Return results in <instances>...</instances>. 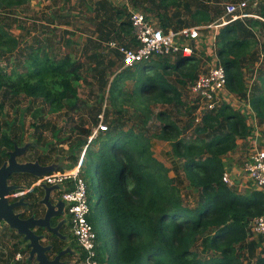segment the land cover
<instances>
[{
    "label": "trees",
    "instance_id": "trees-1",
    "mask_svg": "<svg viewBox=\"0 0 264 264\" xmlns=\"http://www.w3.org/2000/svg\"><path fill=\"white\" fill-rule=\"evenodd\" d=\"M23 1L0 0V6H17ZM106 7V2H101L98 8ZM255 8L250 10L254 12ZM208 11L204 8L193 14L208 19L211 18ZM114 13L119 17L121 15L118 10ZM254 13L258 17L230 20L218 26L215 34V54L225 69L226 87L241 96H245L247 91L243 76L244 62L253 55L255 62H264V43L260 52L252 50L256 45L255 27L262 24L260 17L264 19V3ZM167 21V17L161 19L160 26L163 29L170 25ZM110 26L106 36L115 34L116 28L131 35L129 17L128 20L119 18L118 22ZM116 36L119 37L118 32ZM18 43L17 37L0 22V57H4L3 67L6 68L0 66V97L9 94L42 99L49 113L76 111L79 108L77 86L83 79L81 68L84 64L71 54L58 57L53 51L48 52V47L39 41L21 50L19 58H16L14 54L18 52ZM198 59L193 54L178 55L170 62L168 57L158 56L135 64L134 70H127L124 75L111 81L108 90L111 104L118 107L119 101L140 100L146 95H154L153 101L178 102V89L168 78L170 72L166 71H174L180 76L175 81L187 85L196 78ZM85 63L96 70L107 67L104 56L97 50L89 52ZM137 71L140 74L133 77ZM256 78L248 103L259 123H263L264 71L259 69ZM126 79H133L131 92L119 86L120 81ZM3 107L0 101V116ZM150 117L149 108L145 107V114L140 121L124 128V123L114 116L106 125L100 124L95 136L88 142L90 131L85 134L86 137L70 146L71 151L78 152L71 154L70 167L77 163L84 149L82 164L88 168L87 171L81 169V174L87 181L89 198L95 191L93 180L96 178L99 195L95 209L105 219L110 230L112 251L104 256L97 251L98 262L242 264L241 253L244 250L253 257L260 244L255 238L248 239L251 234L249 222L264 211V193L254 186L239 191L221 179L225 171L223 157L236 148L237 139H247L252 135L246 116L222 104L204 113L202 124L194 129L190 139L176 136L178 127L165 112L156 114L161 123L158 131L148 133L146 124ZM3 130L0 125V161L8 156V150L19 144ZM58 133L59 130L55 135ZM152 138L169 140L171 151L180 160V170L187 186L197 194L194 205L185 203L177 178L169 176L168 167L154 156ZM38 157L36 159L40 162ZM16 175L22 179L31 177L27 173ZM10 178L13 179L12 176ZM33 181L28 182L27 187ZM37 188L33 187L32 190ZM31 193H26L25 197L31 196ZM33 206L32 202L30 209ZM88 221L95 228L98 242L96 221L92 217ZM198 243L202 247L201 251L211 254L201 256V251L197 249ZM259 252L261 254L255 257L254 264H264V247ZM24 253H28V250Z\"/></svg>",
    "mask_w": 264,
    "mask_h": 264
},
{
    "label": "rangeland",
    "instance_id": "rangeland-1",
    "mask_svg": "<svg viewBox=\"0 0 264 264\" xmlns=\"http://www.w3.org/2000/svg\"><path fill=\"white\" fill-rule=\"evenodd\" d=\"M213 1L216 3L208 11L211 17L208 19L193 14L196 10L203 11L204 8H186L185 3L189 1L185 0H24L22 4L17 6H0V22L19 41L18 52L14 54L16 58H19L18 55L21 50L39 41L43 43L44 47H48V52L53 51L58 57L71 54L84 64L81 68L83 79L80 80L77 86L79 108L76 111L62 110L49 113L47 104L42 99H34L23 95L15 97L9 94L0 97V101L4 104L3 113L0 116L1 130L4 129L14 140L18 141L20 143L18 144L20 146L17 145L18 147L27 149H25L26 152L17 157V161H35L41 163V165H50V168H52L50 172L72 169L73 166L70 167V156L73 153H78L76 150V152L70 150L72 143L83 138L90 131V135L87 137L88 142L92 131L99 124L106 125L114 116L124 123V128L133 123H138L145 114V107L149 108L151 115L146 124L148 133L153 134L158 131L161 123L156 114L165 112L168 118L178 127L179 133L176 136L185 139L193 136L194 129L202 124V118L198 122L194 121L197 104L189 93L188 85L190 83L182 85L175 81L180 76L172 70L166 72H170L168 78L178 89V102L153 101L154 95H146L140 100L127 102L119 101V96V106L115 107L111 104L108 94L111 81L115 77L124 75L127 70H134V67L123 68L120 52L108 45L110 41H116L119 45H130V32H121L116 28L115 34L110 33L108 35L109 39H107L108 36L105 33L111 29V24L118 22L119 18L128 20L130 11L142 12L158 26L163 17L168 18L167 22L170 24L167 26L168 28L199 25L216 18L219 14H223L224 5L231 2L230 0ZM101 2H106L107 7L99 10L98 7ZM261 3H264V0ZM259 6H255L254 12H257ZM117 10L121 12L120 17L114 13ZM259 21L262 24L255 27L256 45L252 48L257 52L261 51V46L264 43V19L260 17ZM117 32L119 37L116 36ZM211 42V38L207 37L205 41L197 45L198 49L195 55L199 59L196 62L195 73L206 70L213 64L215 56H213ZM94 50L104 56L105 64H107L106 69L96 70L93 67H88L85 63L89 52ZM178 55L181 54H177L175 57ZM248 58L243 65V76L247 89L245 96L237 95L226 87L227 91L223 94L219 106L227 104L232 109L245 115L247 123L252 128V135L254 138L256 137L259 144L258 146L264 147V122L259 123L258 117L248 103L250 91L257 81L258 70L264 71V62H255V55ZM168 59L173 62L174 57H168ZM4 60V57H0V66L2 67L5 66ZM108 61H111L109 65ZM136 74L139 75L140 72H134L132 76L136 77ZM102 81L104 82L102 83ZM119 86L124 91L131 92L133 79L121 80ZM119 109L120 111H117ZM57 130H59V133L55 135ZM29 145L31 147H28ZM152 151L154 156L168 167V175L177 178V185L185 203L191 206L194 205L197 201V194L187 186L180 170V160L171 151L169 140L152 138ZM245 153H247L246 149L239 150V160H241L239 164L241 163V166L250 152L246 155ZM37 157L40 158V162L36 159ZM87 168L88 166L83 167L82 164V170L87 171ZM37 179L16 177L14 180L8 181V184L17 186V189L9 197L14 199L17 196L23 197L26 202L24 206L16 208V212L19 211L18 213L22 214L23 218L32 213L30 204L33 202L35 206L37 200L42 199L44 196V191L40 188L32 190ZM32 180H34L32 184L27 187L28 182ZM93 183L95 191L91 193L89 198L90 212L86 219L92 217L96 221L95 227L98 232L97 251L104 256L112 251V239L107 222L102 216H99V212L95 209V203L99 195L98 189H96V178H94ZM246 184H249V182H246ZM31 191V196L26 198L25 194ZM53 196H59V194L54 191ZM39 209H41V206ZM35 232L38 233L37 230ZM250 238L257 239L260 248H257L253 257L244 250L241 253L242 264H254L255 257L261 254L259 251L264 247V235H253L251 233L248 236V239ZM26 243V241H23L22 236L17 234L16 230L11 229L6 223L0 222V264H13L12 254L17 250L23 253L28 250ZM44 244H48L47 237ZM73 244L76 247L74 239ZM197 249L199 252L202 250L199 243ZM51 254L52 252H49L48 256L51 257ZM210 254L211 252H200L203 257ZM27 260L28 257L26 256L23 264H36L35 260H28L30 262Z\"/></svg>",
    "mask_w": 264,
    "mask_h": 264
},
{
    "label": "built area",
    "instance_id": "built-area-1",
    "mask_svg": "<svg viewBox=\"0 0 264 264\" xmlns=\"http://www.w3.org/2000/svg\"><path fill=\"white\" fill-rule=\"evenodd\" d=\"M260 1L228 2L224 5L222 16L216 21L180 28L163 29L161 26L155 25L142 12L130 11V45H119L116 41H110L108 45L120 52L122 67L129 68L158 56L173 58L177 54L195 55L198 49L197 45L205 41V38L210 37L212 40L211 49L215 56L214 62L206 70L198 72L196 78L188 85L189 93L197 104L194 121L198 122L205 112L219 106L223 94L227 91L225 69L214 51L216 29L238 17H258L252 10L245 12L244 9H254ZM98 127L92 131L89 140L95 136ZM258 145L255 141L248 158L243 162L242 169L248 175L253 186L264 193V147ZM83 150L77 163L73 166L75 171L69 169L50 172L38 178L36 185L43 183L49 186H58L56 189L59 193L58 197L64 202L69 215L71 236L75 240L77 249L81 252L80 257H77L74 262L100 264L97 260L96 233L86 219L90 207L87 181L81 174ZM221 179L225 184L233 185L227 171L223 172ZM249 228L253 235H264V211L250 220ZM26 256L28 257V253L16 251L13 261L23 264Z\"/></svg>",
    "mask_w": 264,
    "mask_h": 264
},
{
    "label": "water",
    "instance_id": "water-1",
    "mask_svg": "<svg viewBox=\"0 0 264 264\" xmlns=\"http://www.w3.org/2000/svg\"><path fill=\"white\" fill-rule=\"evenodd\" d=\"M25 147L15 146L13 150L8 152V158L0 165V222H5L11 229L16 230L17 234L22 236L23 241L27 242L28 260H35L36 264H68L62 261L64 255L75 254L72 248L66 247L59 250L53 257H49L48 253L52 250L51 244H44L47 232L59 237L61 240L68 241L66 236L59 232L62 220L57 222L55 226L51 225L50 220L62 216L63 203L58 199L55 203L50 201L51 191L58 189L57 185L41 184L44 189V196L39 201L44 204L45 212L42 216H36L32 213L28 217H21V214L15 212L16 208L24 206L26 202L23 197H19L15 201H10L9 196L17 189V186L8 184V177L13 173H27L34 178H40L50 173V165H41L38 162H18L17 157L24 151ZM33 206L31 208L35 209ZM45 228L43 234L35 232L36 228Z\"/></svg>",
    "mask_w": 264,
    "mask_h": 264
},
{
    "label": "crops",
    "instance_id": "crops-1",
    "mask_svg": "<svg viewBox=\"0 0 264 264\" xmlns=\"http://www.w3.org/2000/svg\"><path fill=\"white\" fill-rule=\"evenodd\" d=\"M185 1H189V2L185 3V5H187L185 7L189 8V9H191V8L192 9L207 8V9L210 10L211 7H213V5L216 3L213 0H185ZM230 1L234 2L232 0H230ZM236 1H240V0H235V2ZM246 10L251 11L250 9H247V8L244 9L245 12H247ZM221 16H222V14H219L216 18H213V20H211V22L212 21H216ZM209 22L210 21L204 22V23H209ZM159 26H160V24H159ZM187 26H191V25H187ZM202 58H203V56H202ZM255 141H256V139L253 137V135H250L247 139H237L236 148L234 150H232V151H229L223 157L224 169H225V171L229 172V176H230V178L232 180L233 186H235L239 191H244L245 189H248V188L253 186V184L250 181L248 175L243 171L241 163L239 164V162L241 161V160H239V158H240L239 157L240 156L239 150H241L242 148L246 149L247 153H245V155L248 154L251 151V149L253 148V145H254ZM246 182H249V184H246ZM68 242L70 243V242H72V240H68ZM74 248H72V249L74 251H76L77 250V245H76V247L74 246ZM257 248L258 247H256V251H257ZM259 248H260V246H259ZM67 260H69V259H67ZM12 261H13V258H12ZM74 264H78V262H74Z\"/></svg>",
    "mask_w": 264,
    "mask_h": 264
},
{
    "label": "flooded vegetation",
    "instance_id": "flooded-vegetation-1",
    "mask_svg": "<svg viewBox=\"0 0 264 264\" xmlns=\"http://www.w3.org/2000/svg\"><path fill=\"white\" fill-rule=\"evenodd\" d=\"M18 142V141H17ZM20 144V143H19ZM18 146H20V145H18ZM13 150V149H12ZM27 150V149H26ZM26 150L24 151V152H26ZM8 151H10V150H8ZM23 152V153H24ZM22 153V154H23ZM21 154V155H22ZM20 155V156H21ZM8 158V156L4 159V160H1L0 161V165L6 160ZM23 162H25V161H23ZM32 162H34V161H32ZM39 164H41V163H39ZM43 165V164H42ZM16 174H18V173H13V174H11L9 177H8V181L10 180V181H12V180H14L16 177H17V175ZM30 175V174H29ZM13 177V179L12 178H10V177ZM30 178H34L32 175H31V177ZM7 181V182H8ZM34 187H39L42 191H44V189L42 188V187H40L39 185H35ZM57 192L58 193V191L57 190H53V191H51V194H50V201L52 202V203H55L58 199H59V197L58 196H53V192ZM59 194V193H58ZM14 197H16V196H14ZM18 197L19 196H17L16 197V199H14V198H10L9 200L10 201H15V200H17L18 199ZM41 200V198H39L38 200H37V204L35 205V209H32V213H34V214H36V216H42L43 214H44V211H45V206H44V204H42V203H40L39 201ZM62 203H63V206H62V216H60L59 218H53V219H51L50 220V222H51V225L52 226H55L56 224H57V222H59V221H63L62 222V224H61V226H60V228H59V232L61 233V234H63V235H65L66 236V238H67V240H72V242H68V241H64V240H61L59 237H57L56 235H54V234H52V233H49V232H47V233H45V234H47V243L48 244H51L52 245V250H51V252H52V256L51 257H53L59 250H61V249H64V248H66V247H70V248H74V244H73V237L71 236V238H70V235H71V233H70V225H69V215L67 214V212H66V209H65V205H64V202L62 201ZM41 206V209H39V207ZM15 212H16V210H15ZM17 212H19V211H17ZM31 213V214H32ZM22 217V216H21ZM2 223H5V222H3V221H1ZM35 230H37L38 231V233L39 234H43V230H44V232L46 231L45 230V228H36ZM70 233V234H69ZM46 242V241H45ZM27 244V243H26ZM75 249V248H74ZM74 251V250H73ZM80 255H81V252H80V250H76L75 251V254H71V255H64V256H62L61 257V260L62 261H68V264H74V261H75V259L77 258V257H80ZM67 259H69V260H67Z\"/></svg>",
    "mask_w": 264,
    "mask_h": 264
},
{
    "label": "bare ground",
    "instance_id": "bare-ground-1",
    "mask_svg": "<svg viewBox=\"0 0 264 264\" xmlns=\"http://www.w3.org/2000/svg\"><path fill=\"white\" fill-rule=\"evenodd\" d=\"M71 171H75V169L74 170H71Z\"/></svg>",
    "mask_w": 264,
    "mask_h": 264
}]
</instances>
